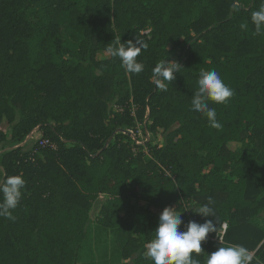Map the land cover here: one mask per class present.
Masks as SVG:
<instances>
[{
  "label": "trees",
  "instance_id": "obj_1",
  "mask_svg": "<svg viewBox=\"0 0 264 264\" xmlns=\"http://www.w3.org/2000/svg\"><path fill=\"white\" fill-rule=\"evenodd\" d=\"M262 4L0 0L1 182L26 181L15 220L0 217V264H78L101 194L102 220L124 234L102 264H153L144 253L167 206L181 213L180 230L187 210L219 226L193 253L199 264L228 245L264 264V33L251 22ZM137 38L148 45L137 57L144 70L126 73L108 48ZM166 59L182 67L164 91L153 69ZM213 69L234 90L226 104L209 102L220 129L191 110L200 70ZM139 125L165 143L136 144L127 133L137 137ZM36 129L55 146L28 139ZM209 196L218 220L194 212Z\"/></svg>",
  "mask_w": 264,
  "mask_h": 264
},
{
  "label": "clouds",
  "instance_id": "obj_2",
  "mask_svg": "<svg viewBox=\"0 0 264 264\" xmlns=\"http://www.w3.org/2000/svg\"><path fill=\"white\" fill-rule=\"evenodd\" d=\"M251 22L257 34L264 33V4L251 14ZM248 24L242 23L240 28L246 29ZM147 43L138 38L123 43L119 40L109 46L108 52L113 58H119L126 73L139 74L144 65L137 61L142 49H147ZM175 60H161L153 69L156 86L164 91L167 83L176 79L182 65ZM198 89L191 100V110L204 115L212 128L220 129L222 125L216 119V111L209 106V102L226 104L234 95V90L227 86L219 73L213 70H200ZM26 186L25 179L19 175H8L0 182V217L15 220L12 210L19 205ZM207 203L198 206L194 212L203 217H216L211 196ZM191 209V208H188ZM217 218V217H216ZM218 220V218H217ZM183 220L181 213L175 207H165L159 215V223L155 229V237L146 245L144 255L153 264H199L193 253L199 255L202 251L201 242L205 241L211 232L217 233V226L213 220L206 219L203 223L188 221L185 228L180 230ZM254 256L243 245L220 246L206 257L205 264H252ZM259 264V262H257Z\"/></svg>",
  "mask_w": 264,
  "mask_h": 264
},
{
  "label": "rangeland",
  "instance_id": "obj_3",
  "mask_svg": "<svg viewBox=\"0 0 264 264\" xmlns=\"http://www.w3.org/2000/svg\"><path fill=\"white\" fill-rule=\"evenodd\" d=\"M146 31L148 32V30ZM107 56L109 55L105 52L100 53V57ZM2 128L3 130L8 131V133L11 132L7 125L2 126ZM34 131L36 133L32 136H29L33 142L37 141V139H39L42 135L41 131ZM134 139L136 144H143L146 141H150L153 145L157 144V146H162L165 143L164 134L160 133L158 135H154L149 130L143 131L141 125H139L137 137ZM229 144L233 150L237 149L241 145L237 142H231ZM146 157L149 158L148 155ZM2 176L3 173L0 169V182ZM107 197V195L101 194L94 202L90 210L89 214L91 219L87 224L88 228L86 239L80 248L78 264H102L121 252L124 234H122L118 228H111L110 226L108 227L106 222H104L101 217L102 209L103 206H105ZM138 204L139 206L147 205L144 201H140Z\"/></svg>",
  "mask_w": 264,
  "mask_h": 264
},
{
  "label": "built area",
  "instance_id": "obj_4",
  "mask_svg": "<svg viewBox=\"0 0 264 264\" xmlns=\"http://www.w3.org/2000/svg\"><path fill=\"white\" fill-rule=\"evenodd\" d=\"M36 130H38V129H36ZM33 134V133H32ZM32 134L30 135V136H32ZM28 139H30L29 137H28ZM38 141H39V144L41 145V146H51V147H54L55 145H54V143L50 140V139H48V138H39L38 139ZM188 217H189V221H193L192 219H191V216L189 215V213H188ZM227 228H228V224H227V222H223L222 223V225H221V228H220V230H219V232H218V234L216 235V237H215V240H217V241H219V242H223V237H224V235H225V233H226V230H227Z\"/></svg>",
  "mask_w": 264,
  "mask_h": 264
},
{
  "label": "water",
  "instance_id": "obj_5",
  "mask_svg": "<svg viewBox=\"0 0 264 264\" xmlns=\"http://www.w3.org/2000/svg\"><path fill=\"white\" fill-rule=\"evenodd\" d=\"M127 134H129V135L132 136L133 138L136 137V136H135L133 133H131V132H128Z\"/></svg>",
  "mask_w": 264,
  "mask_h": 264
},
{
  "label": "crops",
  "instance_id": "obj_6",
  "mask_svg": "<svg viewBox=\"0 0 264 264\" xmlns=\"http://www.w3.org/2000/svg\"><path fill=\"white\" fill-rule=\"evenodd\" d=\"M37 131H38V130H37ZM35 133H36V132L34 131L33 134H35ZM33 134H32V135H33ZM252 254H253V256H254V253H252Z\"/></svg>",
  "mask_w": 264,
  "mask_h": 264
},
{
  "label": "bare ground",
  "instance_id": "obj_7",
  "mask_svg": "<svg viewBox=\"0 0 264 264\" xmlns=\"http://www.w3.org/2000/svg\"><path fill=\"white\" fill-rule=\"evenodd\" d=\"M38 140V139H37ZM4 147V146H3ZM37 155V154H36ZM1 164V163H0ZM99 217V216H98ZM103 225V224H102ZM77 245V244H76Z\"/></svg>",
  "mask_w": 264,
  "mask_h": 264
}]
</instances>
